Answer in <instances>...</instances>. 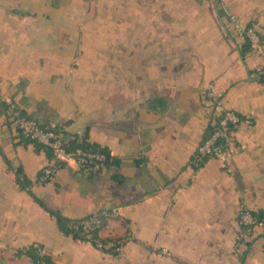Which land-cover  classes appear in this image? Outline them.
<instances>
[{
	"label": "crops",
	"instance_id": "0c3cea01",
	"mask_svg": "<svg viewBox=\"0 0 264 264\" xmlns=\"http://www.w3.org/2000/svg\"><path fill=\"white\" fill-rule=\"evenodd\" d=\"M231 15L264 40V0H0V264H35L18 253L33 243L55 264H264V227L237 241L241 211H264L262 57L241 54ZM210 89L252 124L226 161L195 167ZM11 103L64 139L87 133L119 163L91 174L71 161L41 182L51 160L10 125ZM19 167L70 219L119 208L99 235L125 239L124 255L61 232L19 187Z\"/></svg>",
	"mask_w": 264,
	"mask_h": 264
},
{
	"label": "built area",
	"instance_id": "2783aa9c",
	"mask_svg": "<svg viewBox=\"0 0 264 264\" xmlns=\"http://www.w3.org/2000/svg\"><path fill=\"white\" fill-rule=\"evenodd\" d=\"M229 20L239 37L249 39L251 51L262 57V62L256 67V72L259 77H264V40L261 34L255 27L240 24L234 15H231ZM206 97L214 111L211 122L213 132L205 141L201 142L195 151L191 161V165L195 167L200 166L211 157H218L226 161L237 142V127L242 122L252 124L250 118L243 119L235 110L227 108L214 89H210ZM8 122L18 133L21 131L51 149V161L41 169L39 174L41 182H49L54 179L59 169L71 161L76 162L81 170L89 173L99 172L104 167V162L107 159L104 152L82 148L69 151L63 134L57 129L56 124L43 125L37 118L23 115L20 107L16 104L9 105ZM118 216H120V209L112 208L85 217L73 226L84 235L85 241L92 243L96 248L115 256H122L125 253V239L114 238L104 241L99 235L104 219ZM239 223L243 229L238 234L237 241L252 236L257 227H264V218L257 217L253 211L243 209L239 215ZM35 245L39 247L38 244Z\"/></svg>",
	"mask_w": 264,
	"mask_h": 264
},
{
	"label": "trees",
	"instance_id": "16d2710c",
	"mask_svg": "<svg viewBox=\"0 0 264 264\" xmlns=\"http://www.w3.org/2000/svg\"><path fill=\"white\" fill-rule=\"evenodd\" d=\"M57 3H60V2L57 1ZM247 26L248 27H255L253 22L249 23ZM240 50H241L240 52L243 56L246 54V52L251 51L250 41L247 37L245 38L244 43L241 45ZM261 80H264V77H261ZM21 113L27 117H33L22 109H21ZM43 125H48V124L43 123ZM57 129L62 133L61 127L59 125H57ZM212 132H213V126L210 124L205 130L202 142L205 141L212 134ZM19 134H20L21 140L23 142L33 143V144H35V146L39 150L44 149L46 151V153L48 154L50 160H51L52 151L50 148L42 145L41 143L37 142L36 140L31 139L30 137L26 136L21 131L19 132ZM65 141H66V145H67V148L69 151L75 150L77 148H82L84 150H93V151L104 152L107 155V159L104 162V166L119 163L118 159H113L111 157L110 151L107 147L101 146L98 143L89 141L87 133L84 134L82 137H80V136H73L72 138H66L65 137ZM96 173H98V172H96ZM91 174H93V173H91ZM16 181H17L19 187H21L24 190H27L35 198V200L55 218L57 226L61 232H63L65 235H73V237H75L77 239L85 240L84 235L80 231H77L73 226L76 222H79L83 218H81V219H70V218L64 216L60 211L50 208L41 198H39L38 196H36L33 193V191L30 188L31 181L27 178V176L23 172L22 168H20V167L16 169ZM254 213L257 217L264 218V211H259V212H254ZM103 240L108 241L109 239H103ZM35 244H38L39 247H37ZM18 253L19 254H27L29 257H31L33 259L35 264H55L52 256L50 254L45 253L39 243H33L28 248L20 250Z\"/></svg>",
	"mask_w": 264,
	"mask_h": 264
},
{
	"label": "rangeland",
	"instance_id": "374dc122",
	"mask_svg": "<svg viewBox=\"0 0 264 264\" xmlns=\"http://www.w3.org/2000/svg\"><path fill=\"white\" fill-rule=\"evenodd\" d=\"M154 15H157V13L155 12ZM167 15H168L169 20H171L172 17H171V15H170V12H169ZM166 19H167V17H166ZM254 26H255V25H254ZM255 27H256V26H255ZM232 28H233V25H232ZM157 29H159V23H154V24L152 25V31H153V30H157ZM256 29L258 30V28H256ZM174 31H175L174 24H170V23H169V24H168V34L171 35L172 33H174ZM258 31H259V33L261 34L260 30H258ZM234 32L236 33V35H238L236 31H234ZM149 34H152V32H150ZM261 35H262V34H261ZM150 38H151V35H150L149 39H150ZM145 42L157 46V44L159 43V39H158V38L153 39V40L151 39V40H148V41H145ZM145 42H144V43H145ZM167 42H168V46H169V48L175 46L176 41H175V39L173 38V35H172V36H169V39H168ZM125 43H126V41H125ZM136 44H137V47H139L140 45L143 46V40H142V39H141V40H137V41H136ZM260 64H261V63H260Z\"/></svg>",
	"mask_w": 264,
	"mask_h": 264
}]
</instances>
